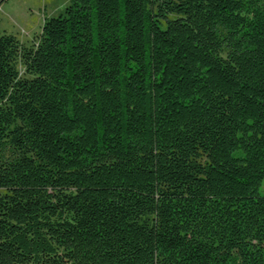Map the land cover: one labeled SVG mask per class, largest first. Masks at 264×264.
<instances>
[{
  "label": "trees",
  "instance_id": "16d2710c",
  "mask_svg": "<svg viewBox=\"0 0 264 264\" xmlns=\"http://www.w3.org/2000/svg\"><path fill=\"white\" fill-rule=\"evenodd\" d=\"M70 2L0 30V264H264V0Z\"/></svg>",
  "mask_w": 264,
  "mask_h": 264
},
{
  "label": "rangeland",
  "instance_id": "374dc122",
  "mask_svg": "<svg viewBox=\"0 0 264 264\" xmlns=\"http://www.w3.org/2000/svg\"><path fill=\"white\" fill-rule=\"evenodd\" d=\"M70 0H6L0 6V30L14 36L20 51L34 49L40 42L46 20L65 14ZM17 65L21 76L26 77L22 54ZM259 193L264 197V182Z\"/></svg>",
  "mask_w": 264,
  "mask_h": 264
}]
</instances>
